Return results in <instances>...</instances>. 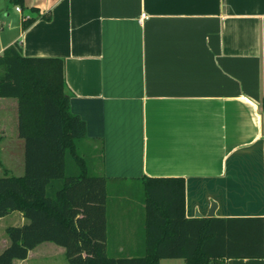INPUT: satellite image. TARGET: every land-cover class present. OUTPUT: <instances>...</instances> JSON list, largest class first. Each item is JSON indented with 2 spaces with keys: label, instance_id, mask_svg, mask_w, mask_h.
<instances>
[{
  "label": "crops",
  "instance_id": "1",
  "mask_svg": "<svg viewBox=\"0 0 264 264\" xmlns=\"http://www.w3.org/2000/svg\"><path fill=\"white\" fill-rule=\"evenodd\" d=\"M16 42L24 56L64 61L70 110L86 122L83 153L107 186L182 177L188 218L264 217V0H0V55ZM18 109L0 97L2 176L25 173ZM142 208L132 220L107 209L116 257L143 251ZM54 252L66 251L43 242L14 264Z\"/></svg>",
  "mask_w": 264,
  "mask_h": 264
},
{
  "label": "trees",
  "instance_id": "2",
  "mask_svg": "<svg viewBox=\"0 0 264 264\" xmlns=\"http://www.w3.org/2000/svg\"><path fill=\"white\" fill-rule=\"evenodd\" d=\"M34 19L26 18L23 27ZM0 97L18 100L25 141L24 175L0 177V217L20 211L29 221L6 229L10 243L0 264L26 259L47 241L64 247L70 264H160L169 258L225 264L264 257V217L188 218L182 177L143 178V251L109 256L107 179L93 173L83 153L86 122L70 110L64 61L24 56L17 42L8 46L0 55Z\"/></svg>",
  "mask_w": 264,
  "mask_h": 264
},
{
  "label": "rangeland",
  "instance_id": "3",
  "mask_svg": "<svg viewBox=\"0 0 264 264\" xmlns=\"http://www.w3.org/2000/svg\"><path fill=\"white\" fill-rule=\"evenodd\" d=\"M87 158L90 157L87 156ZM0 159H5V153H2L0 155ZM90 164H92L91 161ZM2 175H3L2 168H0V176ZM143 199H144V188L142 182H137V183L129 182L122 186L116 185L115 183L109 184L108 201H107L109 218L113 216L115 217L118 208L119 209L125 208L129 211L128 212L129 214L125 216L128 217L126 219L132 220L134 219L133 217H138L139 212L140 211L143 212V208H142ZM120 219L121 217L118 220ZM121 222H123V220ZM10 225H12L11 217L5 218L4 220L0 221V226L2 227L3 226L6 227ZM142 234H144V230L142 231ZM113 248L114 245L111 243L108 246L109 256H115ZM28 264H70V262L67 259L65 253L54 252L42 256L33 255L29 260ZM160 264H185V263L184 260L181 258H169V259H162Z\"/></svg>",
  "mask_w": 264,
  "mask_h": 264
},
{
  "label": "built area",
  "instance_id": "4",
  "mask_svg": "<svg viewBox=\"0 0 264 264\" xmlns=\"http://www.w3.org/2000/svg\"><path fill=\"white\" fill-rule=\"evenodd\" d=\"M16 10L19 11V12L22 11L20 6H16ZM146 17H147V15L145 13H143L141 18H140V21H143Z\"/></svg>",
  "mask_w": 264,
  "mask_h": 264
},
{
  "label": "water",
  "instance_id": "5",
  "mask_svg": "<svg viewBox=\"0 0 264 264\" xmlns=\"http://www.w3.org/2000/svg\"><path fill=\"white\" fill-rule=\"evenodd\" d=\"M263 121H264V118H263ZM263 127H264V125H263ZM212 216H213V213L208 214V217H212Z\"/></svg>",
  "mask_w": 264,
  "mask_h": 264
}]
</instances>
